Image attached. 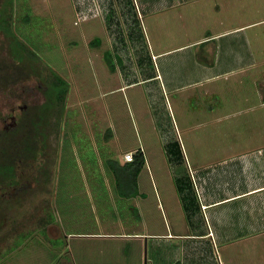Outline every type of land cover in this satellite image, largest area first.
Segmentation results:
<instances>
[{"label": "rangeland", "instance_id": "obj_1", "mask_svg": "<svg viewBox=\"0 0 264 264\" xmlns=\"http://www.w3.org/2000/svg\"><path fill=\"white\" fill-rule=\"evenodd\" d=\"M116 1H102L114 9L101 22L97 0H0L8 48L32 64L11 72L20 133L0 127V166H13L15 185L0 190L9 206L0 201V264H169L186 216L199 225L193 187L203 161L191 146L224 142L210 131L264 114V106L245 108L255 99L243 101L252 83L232 71L237 62L219 65L226 68L216 81L194 84L199 71L181 46L228 25L196 7L187 17L185 8L146 13ZM239 35L217 41L231 59ZM55 75L68 85L61 108L54 84L46 97ZM138 150L145 164L126 186L125 158Z\"/></svg>", "mask_w": 264, "mask_h": 264}, {"label": "crops", "instance_id": "obj_2", "mask_svg": "<svg viewBox=\"0 0 264 264\" xmlns=\"http://www.w3.org/2000/svg\"><path fill=\"white\" fill-rule=\"evenodd\" d=\"M102 1L107 0H97L95 6H101L102 9L104 6V9L99 11L106 15L101 17V22H105L110 18L114 7L106 8ZM132 1L136 11L144 8L148 13V9L150 11L154 6L159 7L160 11L168 7H180L185 8L184 13L187 17L188 8L196 7L200 12L205 11L202 17L208 16L210 21L228 25V28L213 29L211 32L208 31L206 36L181 46L191 49L188 58L192 66L199 71L200 77L194 84L216 81L223 74L221 70L226 68L218 67L219 65L226 66L227 62H237L240 67H232V71H239V74L249 78L252 83L249 90L241 94L243 101L251 97L255 99V102L245 108L255 109L264 106V0ZM116 2L122 3L121 0ZM231 10L236 11L234 16L228 15ZM1 20L6 21L4 17H0V127L3 131H12L10 134L14 137L20 133L18 130L22 123H18L19 114L15 110L19 106L17 102L19 79L11 72H19L27 64L22 62L21 52L15 54L10 52L8 48L10 37L6 36L7 30ZM233 22L238 25L232 26ZM235 33L240 34L235 44L240 53L231 59L226 49L224 53L222 49L220 50L217 41L224 35L230 36ZM205 44L208 47L205 56L199 59L198 55ZM229 47L231 45L226 48ZM106 53L118 56L117 53L105 52L104 59ZM24 57H27L26 54ZM119 59L120 63L117 65L124 67L126 63L123 58L119 56ZM27 66L31 67L32 64ZM49 86L52 87V83L46 86V94ZM218 109L219 107H215L209 112L214 114ZM214 116H216L214 120H217V115ZM21 119L25 127L24 121L29 118L22 115ZM263 119L264 114L253 112L252 115L244 117L240 123L241 127H228L225 130L214 128L210 131L213 136H223L224 133V142L216 140L209 146H191L192 152L202 153L200 160L203 161V164L198 166L199 170L194 171L197 178L193 189L200 203L199 225L194 214L186 216V229L180 227L179 232L182 233L175 236L179 240L177 254L170 259L169 264H264ZM14 129L16 134L13 133ZM4 166L5 164L0 167ZM1 168L3 174L0 176V190L14 185V179L9 176L10 172L2 171ZM3 178L8 180L4 181ZM4 197L0 195L3 210L9 208L7 197L5 203L2 202ZM170 235L174 236L172 233L167 234ZM3 240L7 242L5 238Z\"/></svg>", "mask_w": 264, "mask_h": 264}, {"label": "trees", "instance_id": "obj_3", "mask_svg": "<svg viewBox=\"0 0 264 264\" xmlns=\"http://www.w3.org/2000/svg\"><path fill=\"white\" fill-rule=\"evenodd\" d=\"M106 58L108 56V53L105 54ZM55 78L53 79V83L56 87V98L58 99V103H59V107L61 108V101L64 97V95L67 93V90H68V85L67 83L62 80L59 76H54ZM52 92V91H51ZM49 94V89L47 90V96H48V102L49 100H51V97L50 96H53V93ZM47 102V103H48ZM126 163L125 164H128V166L126 167V170H127V177L124 176V178H128V180L126 181V186H127V183L128 185H131V184H136V179H137V176L140 172V170L142 169V167L144 166L145 164V159H144V155L143 153L138 150L136 151L133 155H132V160L131 161H125ZM130 165V166H129ZM3 171H13V166H6L4 168H1ZM11 173V172H10ZM31 174H28V176H30ZM126 189V188H125ZM124 191V189L122 188V192ZM125 194V192H124Z\"/></svg>", "mask_w": 264, "mask_h": 264}, {"label": "built area", "instance_id": "obj_4", "mask_svg": "<svg viewBox=\"0 0 264 264\" xmlns=\"http://www.w3.org/2000/svg\"><path fill=\"white\" fill-rule=\"evenodd\" d=\"M132 160V155H128L126 158H125V161H131Z\"/></svg>", "mask_w": 264, "mask_h": 264}, {"label": "flooded vegetation", "instance_id": "obj_5", "mask_svg": "<svg viewBox=\"0 0 264 264\" xmlns=\"http://www.w3.org/2000/svg\"><path fill=\"white\" fill-rule=\"evenodd\" d=\"M15 123V122H14ZM11 124V123H10ZM13 124V123H12Z\"/></svg>", "mask_w": 264, "mask_h": 264}]
</instances>
